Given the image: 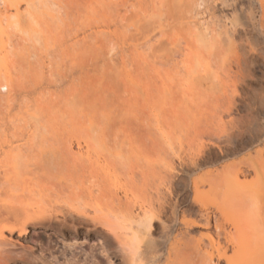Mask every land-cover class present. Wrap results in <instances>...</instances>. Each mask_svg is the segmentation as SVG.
Instances as JSON below:
<instances>
[{"label":"bare ground","instance_id":"6f19581e","mask_svg":"<svg viewBox=\"0 0 264 264\" xmlns=\"http://www.w3.org/2000/svg\"><path fill=\"white\" fill-rule=\"evenodd\" d=\"M214 1L0 0V264L27 262L12 250L15 235L75 234L79 225L104 236L125 264H264V0L216 1L229 11L222 30L212 26ZM103 36L133 52L115 54L128 67L111 62L108 77L127 87L155 79L141 88L149 131L119 116L118 101L105 96L115 92L81 66ZM223 63L240 92H225L221 191L216 176L199 186L190 172L218 160L199 133L201 117L208 126L218 107L213 82ZM181 188L189 210H178ZM220 191L221 200L206 201Z\"/></svg>","mask_w":264,"mask_h":264},{"label":"rangeland","instance_id":"374dc122","mask_svg":"<svg viewBox=\"0 0 264 264\" xmlns=\"http://www.w3.org/2000/svg\"><path fill=\"white\" fill-rule=\"evenodd\" d=\"M216 1H218V0L214 1V4H215L214 10H213V12H214L213 18L214 19L212 18L213 25H212V23H211V25L213 26V29L222 30V28L224 27V23H225L224 22L225 16L228 15L229 11H228V9L227 10L225 9V7H224L225 5L222 6V5H220L219 2H216ZM196 8L198 9L200 7L197 6ZM200 9H198V10H200ZM201 10H200V13H198L199 15L200 14L201 15L196 16L197 15L196 14L195 18L197 20H199L200 22L204 18L203 21L205 20V22H206V20H208L207 16H206L207 14L202 13L203 10L202 11ZM212 20H210V21H212ZM215 20H216V22H214ZM100 39L101 40L98 41L97 45L94 46L93 48H91V50L89 51V52H91V54L88 53L87 56L85 55L88 58L87 59L85 58L86 60L84 59L85 61H83L84 63L83 62L81 63L82 64L81 66L84 67L87 63L88 66L86 67L87 68L86 70L89 71V73L93 72V74H98L97 77L101 78V80L104 82L103 84L107 85V87H109L110 90L112 89L115 92V95L112 96L114 93L112 94V93H110V91H108L105 96L107 97L109 94H111V102H113V100L118 101L117 105L119 107L117 105L116 106L118 107L119 116H121V115L126 116L128 124H130L131 126L133 125L132 128H134V130L140 128L141 124L143 123L145 126V132L147 130L149 131L148 128H149V126L153 125V121H152L153 119H151L152 117H150L151 109H150V107H148L149 101H148V99H146L141 88L143 87V85L146 86L147 84H152V81H155V79L150 80L146 76L134 77L132 80L133 85L127 87V84L125 85L124 82H121V84H120V81L119 82L117 81L116 77L118 75L115 76L114 79H112L111 76L108 77V75H109L108 70H109V68H112V66L108 67L107 65H110L111 62H112V64H115L117 62L115 64V66H117V69L120 72V70L123 69L124 67H128V65H123L122 63H120L121 62V61H119L120 56H122V55L123 56H125V55L131 56V54L133 52L129 51V52H131V54H126L125 49H127V48L125 45L121 46V43L116 44V43H114V41H109L110 40L109 38H108L109 40L106 39V37L104 38V36H103V39L102 38H100ZM33 43H35V42H33ZM22 45L25 48H28L30 51L31 45L29 46V44L27 42H25V44L23 43ZM34 45L37 47V49H36V47L33 46L36 49V51L37 50L39 51V49H41V46H39L38 43H37V45L36 44H34ZM120 46L122 48H120ZM124 46H125V49H124ZM223 46H225V45H223ZM34 48H32V50L35 52ZM113 49H114V51H113ZM106 50H107V52H106ZM235 51L238 55L241 54L239 47L236 48ZM235 51H231V52L226 51V52H228V55L231 56V53L232 52L234 53ZM221 52H223L222 56H224V62H225V47H222ZM52 53H50L51 55H49V59L51 60V58H52V61L55 63L60 62V61H56L55 59L56 58L58 60L62 59V57H63L62 53L60 54V52H58V51L56 52V50L54 52L52 51ZM117 53H118V55H117ZM112 54H113V56H112ZM115 54L119 58L117 56H115ZM60 55H61V57H60ZM228 55H227V58L229 57ZM110 57H111V59H114V57H115V59L113 60L114 62L112 60H110ZM116 57H117V60H116ZM127 58H128V56H127ZM69 60H70V58H69ZM69 60L67 59V62H65L67 69H69L68 67H71V64H68V63H70ZM87 60H89V62ZM105 60H107L109 63L108 62L105 63ZM91 61H93L92 63H94L95 66L97 65L98 67L95 68V66L92 65ZM227 62L228 63L231 62V64L229 63L231 66L233 64L232 57L230 59H228ZM89 63H91V64H89ZM99 63H100V65H99ZM223 64L224 65H221L219 78L217 80L215 79L213 82L214 83V92L216 94V95L214 94L215 95L214 97H218L220 100L218 107L214 111V114L209 118L210 123L208 126L206 125L207 123L205 122L204 117L203 116L201 117L202 128H201L200 133H199V141L201 142L200 144L203 147L204 151L206 153L212 151L217 156L218 160L212 165L202 166L201 168L193 170L192 172H190V176L192 177V179L195 180V182L199 186L202 184H205L208 180H211V179H213L214 176H216L215 178L217 179V181L219 180L223 184V188L221 189V191L225 189V187H224L225 186V182H224V180H225V156L223 158L220 157V151L218 148L225 151V121L227 120L225 118V92L228 94H229V92H230V94L232 92L233 93H239L240 92V85H239V81L237 80V78H238L237 75L233 74V72L227 71L228 65H225V63H223ZM121 66L122 67L124 66V67L122 68ZM101 69H102V71H101L102 75L99 74V70H101ZM86 70H85V72H86ZM233 70H234V68H233ZM228 72H229V74H228ZM234 72H235V70H234ZM89 73H87V74L90 75ZM103 73H105V75H103ZM117 74H118V72H117ZM232 75L234 76V79H233V77H231ZM107 78H109V79L105 80ZM118 80H119V78H118ZM113 82H116V85ZM202 82L205 84H203ZM231 83H233V84H231ZM23 84H24V82H23ZM197 84H199L201 86L200 89H203V87H204V89H205V87H206V89H208L209 88L208 86H210V84L206 85V81H204V79L199 80L197 82ZM236 86H238V87H236ZM156 99L157 98H153L152 101H154V103H158L159 99H157V100ZM145 123L146 124L148 123V125L146 126ZM136 125H138V126H136ZM179 166H180L179 161H176L175 167H176L177 171L180 169ZM214 168H216V170H218L217 171V172H219V173H217L218 175H215L216 172L211 173V170ZM221 191H220V193H215V192L210 193L206 197V201L221 200L222 195H223L222 194L223 192H221ZM177 201H178V210L179 211L189 210L192 206V203L190 202V193L186 189H183V188L180 189V193L177 196ZM196 208H198V207H194V208H192V210L195 212L197 210ZM235 218H237L236 213H234V215L231 216V219L234 220ZM220 219H221V223L223 224V226L225 228V216H221ZM77 230L78 231L75 234L70 230H62L61 232L58 231L57 229L37 230L35 233H31V234H29V236H26V237L21 238V239L17 238L15 235L13 237L14 240L12 241L14 243V248H12V250H15V248H16L15 251H17V253H19V255L23 254L24 256L25 255L28 256V257L25 256V260L27 261L25 264H125V261L122 258V256L120 255V253L116 249H114V247L109 243V241L104 236H102L98 233H95L91 229L85 228V226H82V225L77 226ZM211 231H212V229H211ZM199 232H206V230L194 229L192 231L191 235L197 237ZM151 233L155 239L160 238L161 230H160L157 223L154 224ZM33 241L37 242L38 244H36V243L34 244ZM180 244H182V240L180 238H177L175 246H179ZM17 249H19L20 251ZM206 249H209V244L207 242H206ZM25 252H26V254H25Z\"/></svg>","mask_w":264,"mask_h":264}]
</instances>
